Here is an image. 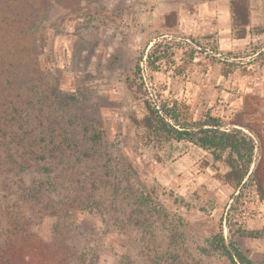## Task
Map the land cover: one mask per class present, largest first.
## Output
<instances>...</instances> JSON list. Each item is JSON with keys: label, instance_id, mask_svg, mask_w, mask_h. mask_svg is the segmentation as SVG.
I'll return each instance as SVG.
<instances>
[{"label": "rangeland", "instance_id": "rangeland-1", "mask_svg": "<svg viewBox=\"0 0 264 264\" xmlns=\"http://www.w3.org/2000/svg\"><path fill=\"white\" fill-rule=\"evenodd\" d=\"M64 2L53 1L47 14L42 50L48 74L63 93L79 98L76 109L86 120L93 117L88 125L103 134L100 169L109 164L122 190L151 194V208L161 211L151 216L150 202L144 203L140 219L128 217L122 225L109 213L78 215L70 234L79 251L95 264H118L122 255L132 264H231L215 243L222 233L228 236L226 217L235 193L217 175L227 168L208 166L212 157L188 143L154 149L133 120L145 114L146 92L187 103L196 120L231 116L248 103L246 97L264 98V0H248L249 33L228 52L237 60L227 64L204 53L219 49L216 33L174 31L169 28L174 18L159 24L151 15L154 0H142L141 17L122 0ZM164 40L173 53L153 72L145 54ZM87 166L78 167V175L98 170ZM244 202L234 239L247 258L262 263L264 203L255 190Z\"/></svg>", "mask_w": 264, "mask_h": 264}, {"label": "trees", "instance_id": "trees-1", "mask_svg": "<svg viewBox=\"0 0 264 264\" xmlns=\"http://www.w3.org/2000/svg\"><path fill=\"white\" fill-rule=\"evenodd\" d=\"M53 1L70 3L0 0V264H95L70 234L78 215L109 213L122 225L128 217L137 222L147 202L151 216L161 215L151 208V194L122 190L109 164L100 169L103 134L88 125L93 117L86 120L76 109L79 98L63 93L50 78L42 40ZM231 8L233 38L246 39L249 2L232 0ZM167 18L175 19L169 26L174 28L175 14ZM172 48L166 40L154 43L145 54L146 67L158 72ZM145 97V114L133 123L147 145L162 151L167 144L188 143L212 157L208 166L227 168L217 175L235 193L226 217L228 236L222 233L215 243L231 264H264L247 258L233 234L250 191L264 203V98L246 97L248 103L231 116L196 120L185 102L156 91ZM85 165L98 170L78 175ZM118 264L132 263L122 255Z\"/></svg>", "mask_w": 264, "mask_h": 264}, {"label": "crops", "instance_id": "crops-1", "mask_svg": "<svg viewBox=\"0 0 264 264\" xmlns=\"http://www.w3.org/2000/svg\"><path fill=\"white\" fill-rule=\"evenodd\" d=\"M131 3L137 11L143 9L142 0H122ZM232 0H154L151 15L159 24L166 21V16L175 14L176 26L172 28L182 33H216L219 38L218 51L228 54L240 47L241 40L232 35ZM216 23L210 22L211 19ZM161 27V26H160Z\"/></svg>", "mask_w": 264, "mask_h": 264}, {"label": "built area", "instance_id": "built-area-1", "mask_svg": "<svg viewBox=\"0 0 264 264\" xmlns=\"http://www.w3.org/2000/svg\"><path fill=\"white\" fill-rule=\"evenodd\" d=\"M196 49L201 50L202 48L201 47H196ZM204 53H205V55H209L210 57H212V58H214V59H216L218 61H221V62L232 63L235 60H237L232 55L225 54V53H222L220 51H213V50H211L209 48H205L204 49ZM258 53H260V52H258Z\"/></svg>", "mask_w": 264, "mask_h": 264}]
</instances>
